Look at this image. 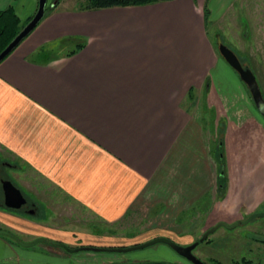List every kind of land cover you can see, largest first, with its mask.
I'll list each match as a JSON object with an SVG mask.
<instances>
[{"label": "crops", "instance_id": "crops-1", "mask_svg": "<svg viewBox=\"0 0 264 264\" xmlns=\"http://www.w3.org/2000/svg\"><path fill=\"white\" fill-rule=\"evenodd\" d=\"M206 5L212 15L210 0L97 11L58 1L0 63V153L44 205L34 215L0 211V225L24 243L43 240L26 248L0 237V264H110L81 263L91 256L76 259L55 243L136 246L198 213L217 175L198 105L207 79L215 94L220 62ZM9 6L29 20L39 0H0V12ZM67 40L85 46L67 57L73 50H57ZM57 200L91 216L89 231L60 223L49 207ZM133 215L144 233L117 239ZM157 228L165 232L150 234Z\"/></svg>", "mask_w": 264, "mask_h": 264}, {"label": "rangeland", "instance_id": "rangeland-1", "mask_svg": "<svg viewBox=\"0 0 264 264\" xmlns=\"http://www.w3.org/2000/svg\"><path fill=\"white\" fill-rule=\"evenodd\" d=\"M58 1L70 6H79L81 2L47 0L46 15ZM210 8L212 15L210 11V22L206 25L210 42L218 54L220 42L235 52L241 62L253 71L264 93V0H210ZM26 18L23 17V24L26 23ZM80 43L79 40H67L57 50L61 53L69 52ZM212 81V88H216L215 94L203 93L198 105L210 157L217 171L215 191L206 195L198 213L191 212L181 221L172 223V235L156 237L170 238L180 246L199 241L209 229L219 223L232 225L253 214L264 212V119L256 110L252 97L237 72L221 57ZM222 171L226 178L224 189H220L217 184L218 175ZM33 190L36 191L35 188ZM22 192L30 201L38 202L30 192L24 189ZM40 197L44 198L42 195ZM49 199L56 201L57 198L52 194ZM37 204L44 208L41 202ZM49 207L60 223L66 224L70 220V227L77 231H89L91 216L80 213L75 206L57 200L49 203ZM147 212V209L141 210L143 214ZM141 219L133 215L125 223V231H121L125 235L117 239H131L142 235L144 221ZM115 228L119 230L118 227ZM158 232L163 233L165 230L159 231L157 228L150 234ZM16 234L24 239L20 233ZM0 237L11 241L7 236ZM194 254L207 264H264V217L234 229L220 227L207 241L198 245ZM74 255L76 259L91 256L81 263L104 261L118 264L121 260L135 259L139 264H171L175 261L177 264H191L163 243L127 253L82 251Z\"/></svg>", "mask_w": 264, "mask_h": 264}, {"label": "water", "instance_id": "water-1", "mask_svg": "<svg viewBox=\"0 0 264 264\" xmlns=\"http://www.w3.org/2000/svg\"><path fill=\"white\" fill-rule=\"evenodd\" d=\"M46 3L47 0H39V6L37 9L36 14L32 18V20L24 27V29L19 33V35L10 43V45L0 54V63L5 60L41 23V21L44 19L46 14ZM218 52L219 55L225 60V62L234 70L237 72V74L240 77V80L244 83V85L247 87V89L250 92V95L252 97V100L259 111V113L264 118V97L262 94V91L260 89L259 83L257 81V78L253 71L248 67L242 64L241 60L238 58L235 52H233L230 48H228L223 43L218 44ZM4 191H5V206L9 209H19L23 205L26 204V199L23 196L22 192L15 187L10 181L7 183H4ZM263 213H257L249 216L247 219L234 223L232 225L225 224V223H219L216 226L209 229L203 237L195 242L194 244L190 246H180L170 238H156L152 241H149L144 244L132 246V247H126V248H96V247H80L76 249H72L67 247L66 245L55 243L56 245H59L63 247L67 252L69 253H78L82 251L86 252H112V253H127L132 252L135 250H141L148 247H151L156 244H167L170 246L178 255L185 258L192 264H205L203 261H201L199 258H197L193 251L198 247V245L202 242H205L209 236L214 233L217 229L220 227H226L228 229H234L238 227L239 225H247L250 222H252L255 219L263 218ZM0 235H5L8 237H11L15 239L19 245L22 247L30 248L34 247L40 242H43V240H36L32 243H24L22 242L18 237L15 235L6 232V231H0Z\"/></svg>", "mask_w": 264, "mask_h": 264}, {"label": "trees", "instance_id": "trees-1", "mask_svg": "<svg viewBox=\"0 0 264 264\" xmlns=\"http://www.w3.org/2000/svg\"><path fill=\"white\" fill-rule=\"evenodd\" d=\"M170 1L173 0H81L78 6V10L97 11V10H105L112 8L145 7L161 2H170ZM204 19H205V24L207 25L210 22V10L207 5L204 8ZM31 20L32 18H30L29 20L26 21V23L23 24L21 19L17 16L14 6H9L8 8L0 12V54L10 45V43L19 35V33ZM84 46L85 45L83 43L78 44L76 48L67 55V57L74 56L75 54L80 52L84 48ZM210 84H211V80L207 79L205 85V94H208L209 92L208 86ZM189 99L190 100L194 99V94L192 91L189 92ZM221 146L222 144L220 145V147ZM222 154H221V158L223 156ZM225 182H226L225 174L222 171L218 175V183H217L220 189L225 188ZM216 264H220V263L218 262Z\"/></svg>", "mask_w": 264, "mask_h": 264}, {"label": "flooded vegetation", "instance_id": "flooded-vegetation-1", "mask_svg": "<svg viewBox=\"0 0 264 264\" xmlns=\"http://www.w3.org/2000/svg\"><path fill=\"white\" fill-rule=\"evenodd\" d=\"M243 64V63H242ZM244 65V64H243ZM247 66V65H244V67ZM257 78V77H256ZM258 81V79H257ZM259 83V82H258ZM260 86V85H259ZM247 88V87H246ZM261 89V88H260ZM249 91V90H248ZM262 91V89H261ZM250 93V92H249ZM263 94V97H264V93L262 92ZM255 105V104H254ZM256 108V106H255ZM257 110V108H256ZM258 111V110H257ZM259 113V111H258ZM259 115H261L259 113ZM262 117V115H261ZM263 118V117H262ZM264 119V118H263ZM17 175H18V178H17ZM20 175V171L17 169V167H14L9 161L8 159H6L4 157V155H2L0 153V211H5L6 210L8 212H13V213H25V214H28V215H34L35 214V210H36V206H37V202H33V201H30L26 195L22 192V187L21 185H19L20 183H23L21 179H19V176ZM8 181H10L15 187H17L23 194V196L25 197L26 199V204L23 205L21 208L19 209H9L5 206V191H4V183H7ZM18 185H17V184ZM32 192V193H31ZM30 193L36 198L38 199V196L36 194V192L33 190L31 191ZM0 231H6V232H9L13 235H15L16 237H18L20 240H21V237L14 233V232H11L9 231V229L4 225H0ZM0 236H5V235H0ZM8 237V236H7ZM10 239H12L13 241H15L16 243H18L15 239L9 237ZM22 241V240H21ZM23 242V241H22ZM194 244V243H193ZM192 244H189L188 246H190ZM195 250L193 251V254H194ZM195 255V254H194ZM183 258V257H182ZM185 259V258H184ZM188 261V260H187ZM205 263V262H204ZM192 264V263H191ZM207 264V263H205Z\"/></svg>", "mask_w": 264, "mask_h": 264}]
</instances>
